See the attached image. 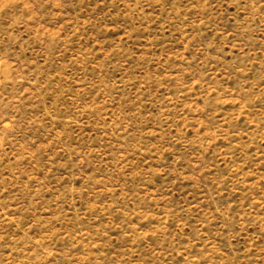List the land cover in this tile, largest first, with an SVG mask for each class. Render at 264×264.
<instances>
[{"label": "rangeland", "instance_id": "1", "mask_svg": "<svg viewBox=\"0 0 264 264\" xmlns=\"http://www.w3.org/2000/svg\"><path fill=\"white\" fill-rule=\"evenodd\" d=\"M0 264H264V0H0Z\"/></svg>", "mask_w": 264, "mask_h": 264}]
</instances>
